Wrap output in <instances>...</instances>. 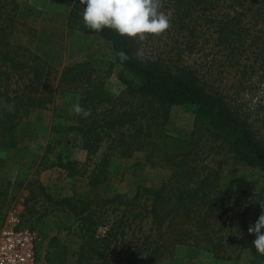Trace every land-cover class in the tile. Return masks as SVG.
<instances>
[{"label": "trees", "instance_id": "1", "mask_svg": "<svg viewBox=\"0 0 264 264\" xmlns=\"http://www.w3.org/2000/svg\"><path fill=\"white\" fill-rule=\"evenodd\" d=\"M84 7L79 0L75 2L69 24L112 44L116 63L141 80L138 84L123 80L134 93V107L114 118L107 117L103 126L96 109L112 102V96L99 73L101 62L68 66L55 89L51 85L55 71L49 62L11 42L13 14L18 6L10 13L2 12L0 7L1 60L12 72L32 77L16 96L0 93V119L9 131H17L32 109L54 103L57 90H62L79 97V103L90 109L91 115L78 116L74 126L57 124L54 132L82 133L89 156L99 152L104 139L111 141L109 152L89 176L95 194L87 199H57L40 186L41 197L48 203L43 216L55 211L74 215L84 230L77 264H162L172 260L181 246L203 250L219 260H239L237 251L242 243L239 242V249L231 248L247 221L242 229H235L231 224L226 226L224 220L243 197L237 199L223 193L219 170L205 162L198 147L206 138L225 148L235 161L264 172V131L255 126L252 112L234 104L206 75L188 65L186 54L201 55L208 65L239 75L247 89L259 92L257 108L264 119V0H163L162 10L170 13L171 27L162 35L166 42L151 50L145 41L120 36L108 28L101 32L85 28ZM140 49L143 58L135 55ZM120 51L130 59L122 62L117 55ZM5 102L14 104V111L8 112L3 107ZM174 107L194 109V131L189 139L159 133ZM127 124H136L137 131L122 133ZM138 152H145L151 164H165L172 172L170 178L159 185L140 184L133 198L122 194L100 196L109 179L112 159L132 158ZM80 165L78 161H65L62 155L55 164L83 176L86 173L79 169ZM37 196V191L31 190L27 208ZM119 211L122 215L117 214ZM145 211L151 215L152 232L135 241L127 240Z\"/></svg>", "mask_w": 264, "mask_h": 264}, {"label": "rangeland", "instance_id": "2", "mask_svg": "<svg viewBox=\"0 0 264 264\" xmlns=\"http://www.w3.org/2000/svg\"><path fill=\"white\" fill-rule=\"evenodd\" d=\"M76 1L0 0V7L3 8L2 12L10 13L13 7L18 6L13 14L15 23L11 42L29 48L49 62L55 71L51 84L55 89L60 75L68 66L85 61L101 62L99 73L112 96V102L96 109V117L103 126L107 117L114 118L134 107V93L123 80L128 79L134 84L141 80L129 69L116 63L112 44L69 24V16ZM144 41L146 48L151 50L161 46L166 38L149 36ZM186 55L188 65L206 75L234 104L252 112L255 126L264 131L263 115L257 108L259 92L247 89L235 72L212 67L201 55ZM31 78L30 75L12 72L0 57V93L14 97L30 84ZM76 98L68 92L57 90L54 103L45 108L32 109L14 132H10L9 126L0 119V242L9 230L30 234L33 239L34 264H77L84 234L71 212L55 211L43 216L48 203L41 197L40 186L57 199L91 197L95 193L89 184V176L109 152L111 145V141L106 138L99 152L89 156L83 146L82 133L76 130L63 134L54 132L57 124H78V115L73 111ZM194 120L193 108L174 107L159 133L169 138L189 139L194 131ZM145 124L146 120L143 121ZM137 129L136 124H127L121 132L130 134ZM198 150L206 163L219 170L223 193L237 199L243 197L242 203L224 220L226 226L231 224L235 229H242L247 221L245 229L239 234V240L231 248L237 249L239 242L242 243V248L237 251L240 258L237 261L219 260L203 250L181 246L175 250L172 260L162 264H264V255L256 252L253 245L256 236L248 232L249 226L254 225L264 212L260 206L264 204V172L235 161L225 148L206 138L199 143ZM61 155L65 161L80 162L79 169L86 174L74 175L55 166ZM171 175V170L165 164L158 161L149 163L145 152L135 153L132 158H113L109 179L100 190V196L122 194L133 198L140 184L159 185ZM31 190H36L38 196L27 208L26 202ZM246 193L261 196L250 197ZM117 214L122 215L120 211ZM152 227L151 215L145 211L133 227L135 230L129 231L127 240L135 241L136 238L150 234Z\"/></svg>", "mask_w": 264, "mask_h": 264}, {"label": "clouds", "instance_id": "3", "mask_svg": "<svg viewBox=\"0 0 264 264\" xmlns=\"http://www.w3.org/2000/svg\"><path fill=\"white\" fill-rule=\"evenodd\" d=\"M84 5L83 24L84 27L93 31L101 32L105 28L115 31L120 36L130 39L146 40L149 36H162L171 27L170 13H165L163 0H79ZM119 59L127 61L130 59L127 53H117ZM137 58H143L142 49L135 54ZM73 106L76 115L87 118L91 115L90 109H85L79 103V97ZM3 107L12 112L14 104H3ZM264 209V204H260ZM264 212L258 217L254 225L248 228L249 234H255L253 245L261 255H264Z\"/></svg>", "mask_w": 264, "mask_h": 264}, {"label": "built area", "instance_id": "4", "mask_svg": "<svg viewBox=\"0 0 264 264\" xmlns=\"http://www.w3.org/2000/svg\"><path fill=\"white\" fill-rule=\"evenodd\" d=\"M32 236L9 230L0 242V264H34Z\"/></svg>", "mask_w": 264, "mask_h": 264}]
</instances>
